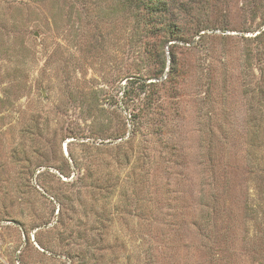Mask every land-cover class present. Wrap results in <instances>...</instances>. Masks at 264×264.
I'll use <instances>...</instances> for the list:
<instances>
[{"label":"rangeland","instance_id":"374dc122","mask_svg":"<svg viewBox=\"0 0 264 264\" xmlns=\"http://www.w3.org/2000/svg\"><path fill=\"white\" fill-rule=\"evenodd\" d=\"M170 3L0 0V264H264V0Z\"/></svg>","mask_w":264,"mask_h":264},{"label":"trees","instance_id":"16d2710c","mask_svg":"<svg viewBox=\"0 0 264 264\" xmlns=\"http://www.w3.org/2000/svg\"><path fill=\"white\" fill-rule=\"evenodd\" d=\"M171 1L172 0H122L123 7L129 12V15L132 16L133 18H136L137 20L143 21L144 25H142V30H145L147 32H151L150 30H152V33L154 34V36L155 34L159 36L156 42L152 45V51H153L152 54L155 55V57H157L158 54L155 52L154 48L157 46V42H159L161 35L162 37L166 35V38L168 36L169 38H172L176 36L178 32H180L179 23L177 21V18L173 16L169 23L165 22L166 20L165 16L171 10V3H170ZM263 14H264V11H263ZM263 25H264V19H263ZM134 27L137 28L136 29L137 31H133V34H136V33L138 34L139 26L134 25ZM199 32L200 30L198 29L195 35H198L199 39H202L203 35ZM248 39H250L253 42H258L261 44L262 41H264V27H260L259 32L256 33L254 36L249 37ZM127 77L128 79L133 81V83L134 82L137 83L143 79L136 75H129ZM145 81L140 82L138 84V86L141 89H144V91L146 90L144 86L147 85ZM151 85H154V82H150L149 86ZM144 99L145 101L149 99L148 92H146L145 96L143 97V100ZM127 105L130 107V104H127ZM132 106L133 107H132V110L130 111V119H129L130 120L129 125L131 126V129L130 130L128 129V123H126L127 131H125V134L123 135L122 138L124 137L129 138L130 133H132V135H136L139 132V130L142 127L141 123L145 115V110L146 108L151 106V102L145 103L144 105L139 107L137 100H134L132 102ZM128 132L130 133L128 134Z\"/></svg>","mask_w":264,"mask_h":264},{"label":"water","instance_id":"95a60500","mask_svg":"<svg viewBox=\"0 0 264 264\" xmlns=\"http://www.w3.org/2000/svg\"><path fill=\"white\" fill-rule=\"evenodd\" d=\"M36 35H38V33H36Z\"/></svg>","mask_w":264,"mask_h":264}]
</instances>
